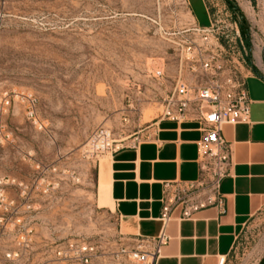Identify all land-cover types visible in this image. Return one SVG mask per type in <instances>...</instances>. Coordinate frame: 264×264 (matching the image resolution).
I'll return each instance as SVG.
<instances>
[{
  "label": "rangeland",
  "instance_id": "1",
  "mask_svg": "<svg viewBox=\"0 0 264 264\" xmlns=\"http://www.w3.org/2000/svg\"><path fill=\"white\" fill-rule=\"evenodd\" d=\"M193 23L218 27L243 75H264V0H0V216L8 219L0 264H53L56 246L70 239L93 245L91 264H138L125 252L137 242L101 207L96 164L82 149L100 126L118 144L146 136L178 73L174 41ZM17 218L32 227L33 242L12 263L5 253L17 246ZM263 259L264 206L227 264Z\"/></svg>",
  "mask_w": 264,
  "mask_h": 264
},
{
  "label": "crops",
  "instance_id": "2",
  "mask_svg": "<svg viewBox=\"0 0 264 264\" xmlns=\"http://www.w3.org/2000/svg\"><path fill=\"white\" fill-rule=\"evenodd\" d=\"M244 75L250 121L223 126L232 149L230 174L211 195L213 202L191 217L183 216L181 205L172 206L167 220L162 214L165 197L201 178L197 141L202 131L193 118L177 122L159 117L144 138L118 144L95 161L100 205L116 215L120 234L149 251L165 235L153 264L228 259L240 231L264 206V80L255 72Z\"/></svg>",
  "mask_w": 264,
  "mask_h": 264
},
{
  "label": "built area",
  "instance_id": "3",
  "mask_svg": "<svg viewBox=\"0 0 264 264\" xmlns=\"http://www.w3.org/2000/svg\"><path fill=\"white\" fill-rule=\"evenodd\" d=\"M179 34L181 38L174 41L180 52L178 73L173 89L164 98L160 117L177 122L193 118L199 123L202 137L197 143L201 178L188 186H178L163 199L162 216L166 220L172 206L181 205L183 216L191 217L193 212L213 202L211 195L218 190L221 180L230 174L232 165V149L223 135V126L249 122L251 117L245 75L239 71L234 59L225 53L218 38V27L193 23ZM164 74L163 65L154 71L157 78L164 77ZM28 101L29 116L38 122L37 99L30 96ZM118 143L112 129L100 126L91 132L82 152L95 162L118 149ZM205 189L207 192L202 193L201 190ZM3 205L7 212L14 208L13 202L6 200ZM7 220L6 216H0V226ZM14 225L18 228L17 246L5 253V260L17 263L31 251L33 229L22 218L15 219ZM165 239L162 234L154 251L137 243L134 249L125 252L138 264H153ZM94 253L90 243L70 239L56 246L52 261L53 264H91ZM227 261L226 256H221L218 264H227Z\"/></svg>",
  "mask_w": 264,
  "mask_h": 264
},
{
  "label": "trees",
  "instance_id": "4",
  "mask_svg": "<svg viewBox=\"0 0 264 264\" xmlns=\"http://www.w3.org/2000/svg\"><path fill=\"white\" fill-rule=\"evenodd\" d=\"M240 26H241L243 34L246 36V31H247L246 22L243 20L242 22H240ZM246 41H247V44L249 45L248 38H246ZM261 264H264V259L262 260Z\"/></svg>",
  "mask_w": 264,
  "mask_h": 264
},
{
  "label": "water",
  "instance_id": "5",
  "mask_svg": "<svg viewBox=\"0 0 264 264\" xmlns=\"http://www.w3.org/2000/svg\"><path fill=\"white\" fill-rule=\"evenodd\" d=\"M256 74L264 80V75L263 74H261L259 72H256Z\"/></svg>",
  "mask_w": 264,
  "mask_h": 264
}]
</instances>
